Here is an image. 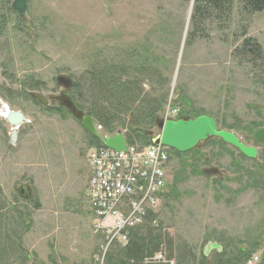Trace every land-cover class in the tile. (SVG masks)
<instances>
[{"label": "rangeland", "instance_id": "obj_1", "mask_svg": "<svg viewBox=\"0 0 264 264\" xmlns=\"http://www.w3.org/2000/svg\"><path fill=\"white\" fill-rule=\"evenodd\" d=\"M191 6L192 0H32L24 32L14 29V17L2 30L0 201L4 216L14 214L11 219L19 228L22 243L19 237L13 240L15 252L0 264H105L104 239L94 232L88 193V157L96 148L92 135L65 110L64 115L52 114L31 101L27 96L30 90L23 89L30 78L45 84L35 93L50 101L62 90L57 77L80 82L97 62L98 52L110 58L119 48L126 51L141 46L149 37L155 45L154 56L163 57L167 64L159 67L162 82L154 87L156 96L166 95L157 114L160 121L166 120L168 111H181L183 98L218 121L219 129L234 125L231 131L239 138L251 136L256 130L254 123L264 125L260 70L264 57L254 65L233 56L245 28L247 37L254 38L264 52V11L251 19L235 17L230 30L219 33L212 29L206 38L187 47L189 21L182 49ZM163 29L169 39L164 44L163 39L159 41ZM144 87L151 92L149 82ZM176 91L180 93L175 98ZM6 106L26 117L14 142L4 116ZM53 106L61 107L58 103ZM135 108L140 110L137 105ZM97 127L104 137L111 136ZM117 127L119 133L126 134V127ZM146 130L152 131V139L160 135L156 126ZM201 149L200 153L223 172L222 182L193 175L192 167L182 172L180 159L192 165L193 154L173 156L155 224L174 239L176 247L193 248L197 259L208 241L220 244L230 255L244 249L264 257V191L246 190L248 177L243 173L241 180L230 167L231 155L208 142ZM244 164L246 169L254 167L253 162ZM202 167L200 163L199 170ZM22 188L29 191L31 201L20 196ZM20 221L26 229L18 226ZM7 236L11 238V229ZM158 254L167 258V249ZM215 257L213 251L208 259L215 263Z\"/></svg>", "mask_w": 264, "mask_h": 264}, {"label": "trees", "instance_id": "obj_2", "mask_svg": "<svg viewBox=\"0 0 264 264\" xmlns=\"http://www.w3.org/2000/svg\"><path fill=\"white\" fill-rule=\"evenodd\" d=\"M263 11L264 0H194L186 46H191L198 39L206 38L212 29L218 30L217 32L219 33L230 30L235 17L251 19L254 15ZM247 33L248 28H245L241 35L242 42L233 51V56L248 64L253 63L256 65L257 62L263 61L264 52L262 46L254 38L247 37ZM160 36L159 41L163 39L161 43L169 42L164 29L161 30ZM154 46L152 39L146 37L141 46L138 44L133 45L126 51L119 48L116 51L118 54L110 58L103 52H98V55L96 54L97 62L95 61L93 66H91V70L83 76V79L77 83L72 80L73 86L70 93L75 91L76 94L70 98L75 107L91 117L108 135L114 136L120 132H118L117 125L126 127L125 137L129 146L137 145L143 147L152 144V131L146 129L155 126L157 128L160 122L157 114L166 101V95L162 94L158 97L154 92V87L162 82L159 67L167 65L163 57L154 56ZM260 70L263 76L262 86L264 87L263 65L260 66ZM259 81L261 80L258 79ZM145 82H149L152 86L151 92H146ZM25 87L30 91L41 89L33 78H30L29 84H23V89ZM152 93L155 96H152ZM28 95L30 94L28 93ZM180 99L183 109L180 111L178 118L195 119L206 115L205 112L197 109L189 99ZM135 105L140 110L136 109ZM45 110L54 113L53 110ZM64 110L68 115L72 116L63 107L58 112L64 115ZM216 122L218 125V121ZM225 126L222 125V130L231 131L234 129V125L228 126L225 124ZM263 126L259 123L253 124L255 129ZM92 138L94 140L92 146L104 148L100 140L94 136ZM207 142L208 144L211 143L212 146L219 147L225 153H230L232 156L234 154V151L229 149V146L219 139H210ZM171 151L177 157L193 154L194 162L192 165L180 159L182 172L187 167H192L193 175L203 176L201 169L199 170L198 168L200 163L203 164V155L197 153V150L186 154H180L174 150ZM255 181L256 187H260L262 184L264 186V182L261 180L255 179ZM22 189L25 190L24 188ZM20 196L31 201L29 194L28 196L27 194H20ZM1 204L2 202L0 201V262L3 263L8 260L10 253L15 252L13 240H19L20 244L22 242L18 233L19 228H15L14 221L11 219L14 218V214L10 213L8 218L4 216L2 212L4 206ZM38 207L40 206L37 203ZM157 218V213L150 212L145 218L143 225L131 232L128 244H113L110 246L105 255V264H161L155 262L153 257L161 252L163 248H166L168 252L166 261H173L175 264H246L253 256L250 252L241 249L232 255L227 254L224 250L222 253L216 252L215 263H212L203 253L201 258L197 259L194 249L189 245L176 247L174 239L169 234L163 233V229L155 224ZM21 221L24 223L23 216ZM21 221L18 226H23ZM23 228L26 229L25 226ZM10 229L12 236H14L13 238L11 236L12 240L7 236L8 232L10 233ZM20 247L22 248L19 245Z\"/></svg>", "mask_w": 264, "mask_h": 264}, {"label": "built area", "instance_id": "obj_3", "mask_svg": "<svg viewBox=\"0 0 264 264\" xmlns=\"http://www.w3.org/2000/svg\"><path fill=\"white\" fill-rule=\"evenodd\" d=\"M179 114V109L168 111L166 120ZM88 164L91 170L88 193L95 217L93 229L104 239V261L110 246L128 244L131 232L143 225L150 212L156 213L169 184L171 150L152 144L128 145L125 152L95 148L89 154ZM153 259L161 264H175L166 261L162 254ZM246 264H264V257L253 255Z\"/></svg>", "mask_w": 264, "mask_h": 264}, {"label": "water", "instance_id": "obj_4", "mask_svg": "<svg viewBox=\"0 0 264 264\" xmlns=\"http://www.w3.org/2000/svg\"><path fill=\"white\" fill-rule=\"evenodd\" d=\"M193 5L194 0H192V6L189 11L188 23L186 26L182 49L184 47ZM13 10L16 11L19 15L25 16L27 13V0H15L13 2ZM182 51L183 50H181V53ZM175 83L176 76L174 78V86ZM179 93L180 91H176L175 98ZM35 97L43 105L47 104V100L44 97L39 95H36ZM63 103L66 108H68L72 116L81 123L82 128L89 134L100 140L105 148L117 152L127 151L128 141L122 133H117L114 136L104 137L99 132L97 123L91 117L78 110L71 101L64 100ZM5 118L7 123L13 128L11 137L12 142H14L17 137V130L26 122L25 115L20 111H13L5 115ZM157 128L160 130V135L153 138L152 145H162L178 153L183 154L191 152L199 145L207 142L210 139H219L225 144L238 150L247 158L253 159L257 155V151L243 144L235 133L219 129L216 120L206 115L199 116L195 119L178 118L160 121L157 125ZM252 138L253 141L264 148V128H258L257 130H255ZM213 251L222 253L223 248L216 242H209L205 246L203 254L205 257H209Z\"/></svg>", "mask_w": 264, "mask_h": 264}, {"label": "flooded vegetation", "instance_id": "obj_5", "mask_svg": "<svg viewBox=\"0 0 264 264\" xmlns=\"http://www.w3.org/2000/svg\"><path fill=\"white\" fill-rule=\"evenodd\" d=\"M14 1L15 0H13V1H11V0H0V13H1L0 14V33H2V30L4 31L5 28H7L8 26L11 25V23L13 21V20H11V18H13V17H14V21L16 23V25L14 26V29L18 30V32H24V28L27 27V24L24 25V23H25V18H26L27 14H28V11H29V8H30V4H31L32 0H27V13H26L25 16H21L16 11L13 10V2ZM31 26L32 25H29L28 27H31ZM36 81H37V84H39L41 89H43L45 87V84L43 82H40L39 80H36ZM56 82L60 86V89H62V90H61V92L59 94L57 93V94L53 95V98H51L50 101L44 97L47 100V104L46 105H43L38 99H36V97H35L36 95L41 96L39 93H35L37 90L30 91L29 92L30 95H27V96L31 98V101H33V102H35L37 104H40L45 109L53 110L54 113H52V114L61 115L60 112H58L59 109L61 107L66 108V106L63 103V101L64 100L71 101V98H70L71 96L69 95V92L71 91V88L73 86V81H72L71 78H66L64 76H62V77L59 76V77L56 78ZM53 103H58V104H60L61 107H55V106H53ZM66 109L68 110V108H66ZM5 110H6L5 111L6 112L5 115H7L9 112H11V111H9V107H7V106L5 107ZM261 128H263V127H261ZM11 129L13 131L12 127H11ZM254 131L251 133V136H248L246 138L245 137H243V138H239L238 137V138L247 147L253 148V149H255L257 151V155H256L255 158H253V159L247 158L242 153H240L238 150L232 148L229 145H227V146L231 147L232 148L231 150L236 151V154L235 155L233 154V156L230 153H225V154L231 155L233 157L231 159V162H230V167L233 168L235 170V172H237L241 176V178H240L241 180L244 177V176H242L243 173L247 175L249 183L247 184L248 187L246 188V190H249V189H252V190L253 189H261V190L264 191L263 184L260 187H256V185L254 183V182H256L255 179L256 180H261L262 182H264V148L261 145L257 144L255 141H253L252 136H253ZM251 143H253L254 145H252ZM204 144L205 143L199 145L197 147V149H194V150H197V153L203 155V153H200V150H202L201 148H202V146ZM170 150H172V149H170ZM180 154H182V153H180ZM183 154H186V153H183ZM173 156H175V155L172 154V151H171V162H172ZM259 156H260L261 159H259ZM203 157L205 158V160L203 161V167L200 170L203 173L202 175L204 177H207V178H214V179L218 178L219 179L218 181L222 182V177L224 175L223 172H221V170L217 169V167L215 165L211 164L206 159L205 155H203ZM244 162H253V166L254 167L251 168V169H246V166H245ZM257 162H259V163H257ZM250 172H251V175H250ZM239 182H241V181H239ZM19 193L22 194V195H25L27 193L29 194V191L21 189L19 191Z\"/></svg>", "mask_w": 264, "mask_h": 264}]
</instances>
